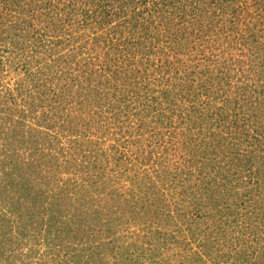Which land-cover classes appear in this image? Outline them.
I'll use <instances>...</instances> for the list:
<instances>
[{"label": "rangeland", "instance_id": "374dc122", "mask_svg": "<svg viewBox=\"0 0 264 264\" xmlns=\"http://www.w3.org/2000/svg\"><path fill=\"white\" fill-rule=\"evenodd\" d=\"M124 1L0 0V264H264V0Z\"/></svg>", "mask_w": 264, "mask_h": 264}, {"label": "trees", "instance_id": "16d2710c", "mask_svg": "<svg viewBox=\"0 0 264 264\" xmlns=\"http://www.w3.org/2000/svg\"><path fill=\"white\" fill-rule=\"evenodd\" d=\"M105 3H104V6L107 8L108 6H110V5H114V2L116 3V6H122L123 4L124 5H127L128 3L126 2V1H122V0H103ZM152 1L153 0H138V3H140V5H142V13L144 12H151V14L152 13H155L156 14V16H158L160 13H163V12H167V9L165 8L166 6H168V5H170L169 3H167V2H165V0H154V2L152 3ZM100 23H99V21H96V22H94V25L95 26H97V25H99ZM84 79H83V82H87L88 84H90V83H92V82H95V80L97 79V77L96 76H94L93 74H92V72L91 73H86L84 76ZM116 83L117 82H119L118 80V78L116 77ZM81 80H80V84L79 85H82L81 87H83V83ZM116 84H112L111 82L109 83V91H110V96H113V95H115L116 94V92H115V89H116ZM82 90V89H81ZM80 90V91H81ZM80 91H79V93H80ZM79 93H78V95H79ZM122 114H123V111H121V112H113V115L115 116H117V117H121L122 116ZM26 259H27V257H26Z\"/></svg>", "mask_w": 264, "mask_h": 264}]
</instances>
